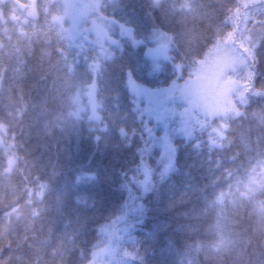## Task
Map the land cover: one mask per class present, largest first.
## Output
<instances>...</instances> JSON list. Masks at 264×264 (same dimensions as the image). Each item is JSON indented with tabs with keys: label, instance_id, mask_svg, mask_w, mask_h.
<instances>
[{
	"label": "trees",
	"instance_id": "obj_1",
	"mask_svg": "<svg viewBox=\"0 0 264 264\" xmlns=\"http://www.w3.org/2000/svg\"><path fill=\"white\" fill-rule=\"evenodd\" d=\"M65 12L0 0V264H264V0H100L110 54L73 43ZM228 50L237 110L173 134L167 171L128 76L165 88ZM94 79L99 123L75 114Z\"/></svg>",
	"mask_w": 264,
	"mask_h": 264
},
{
	"label": "rangeland",
	"instance_id": "obj_2",
	"mask_svg": "<svg viewBox=\"0 0 264 264\" xmlns=\"http://www.w3.org/2000/svg\"><path fill=\"white\" fill-rule=\"evenodd\" d=\"M159 1V0H156ZM66 5V12L63 17L56 18L69 38L80 47L89 44L96 45L103 54H110V45L119 43V39L110 35L105 21L113 23L114 20L102 18L98 21L96 16L100 9V0H63ZM28 9L30 16H35V6L20 4ZM66 20L68 24H66ZM121 37H130L136 43H140L134 36L130 27L120 25ZM241 47V46H240ZM169 45L164 42L155 47H147V54L156 61L167 59ZM245 49V47H242ZM248 52V49H245ZM181 66H178V77L172 84L165 88L153 89L138 83L132 75L128 76V86L134 96L136 108L145 119L154 118L156 126L161 129L160 134L154 133L150 123L146 124V133L153 138L155 143L162 150V157L165 162V169L168 171L174 157V145L172 135L183 134L187 138L193 135L194 130H200L207 124V119L216 116L229 115L235 112V95L239 92L238 81L241 67H237V56L233 51H224L213 60H208L194 74V77L187 80H179ZM96 70L94 75L96 76ZM97 83L94 79L88 86L85 93L87 101L75 111L77 116L88 111V117L95 123H99L101 116L96 99ZM80 100L78 97L77 101ZM227 125L221 123L213 129L215 137H210V142L221 145ZM5 126L0 122V145L3 144ZM15 163L13 156L8 159V167Z\"/></svg>",
	"mask_w": 264,
	"mask_h": 264
},
{
	"label": "bare ground",
	"instance_id": "obj_3",
	"mask_svg": "<svg viewBox=\"0 0 264 264\" xmlns=\"http://www.w3.org/2000/svg\"><path fill=\"white\" fill-rule=\"evenodd\" d=\"M162 151V150H161Z\"/></svg>",
	"mask_w": 264,
	"mask_h": 264
}]
</instances>
